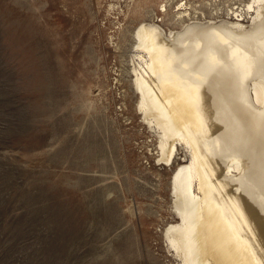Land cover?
<instances>
[{"label":"rangeland","instance_id":"1","mask_svg":"<svg viewBox=\"0 0 264 264\" xmlns=\"http://www.w3.org/2000/svg\"><path fill=\"white\" fill-rule=\"evenodd\" d=\"M243 2L0 0V264H180L163 232L188 153L157 160L133 34L150 17L177 29L176 10L220 17Z\"/></svg>","mask_w":264,"mask_h":264},{"label":"bare ground","instance_id":"2","mask_svg":"<svg viewBox=\"0 0 264 264\" xmlns=\"http://www.w3.org/2000/svg\"><path fill=\"white\" fill-rule=\"evenodd\" d=\"M192 11L176 10L177 29L141 20L130 53L158 162L188 153L163 235L180 264H264V0L220 17Z\"/></svg>","mask_w":264,"mask_h":264}]
</instances>
